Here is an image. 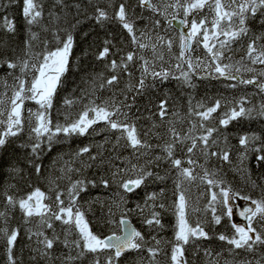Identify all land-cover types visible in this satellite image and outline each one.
<instances>
[{
	"label": "trees",
	"instance_id": "16d2710c",
	"mask_svg": "<svg viewBox=\"0 0 264 264\" xmlns=\"http://www.w3.org/2000/svg\"><path fill=\"white\" fill-rule=\"evenodd\" d=\"M165 1L175 3V0ZM229 1L227 0L225 7L231 11L233 4L230 5ZM39 2L43 5L44 16L40 25L31 26L32 31L39 34V40L34 43V53H39L44 49L43 42L45 41L48 48H54L57 44V34L63 38L65 31H71L74 36L69 71L62 77V86L57 89L53 108L50 110L53 125L56 123L66 124L75 120L84 105L88 104L90 100H94L97 105L101 106L106 103L115 104L120 107L122 112L127 113L128 121L135 123L141 139L147 140L153 146L149 151L148 158L164 156L163 146L171 140L170 128H174L183 137L189 134L190 129L192 130L191 135H202L204 130L200 127L201 123L205 127H215L219 131L213 133V137L217 139L220 148L230 149L231 163L223 162L216 157L210 158L205 163L204 157L198 150H194L190 154L192 159L197 160L210 172L215 173L209 178L223 181L221 186L230 187L232 193H240L241 196H250L252 199L261 198V190L264 189V162L257 163L256 155L249 153L248 159L244 164H241L238 157L242 149L238 140L243 135L252 136L255 134L260 138L257 141L258 144L264 142V117L253 112L252 118L243 117L230 121L227 127L221 126L219 120L225 118V113L230 108L236 107L242 99L245 101V108H259L261 104H264V91L256 85L243 84L237 78L220 77L211 68H205L203 64L190 73V83L175 78L179 73L172 66L179 62L176 60V56L180 51L181 33L169 22V18L176 15L184 17L183 9L168 8L165 11L166 4L163 0H152L161 8V11L157 13L138 7V0H63V4L58 3V0H39ZM188 2L190 0H181V3L185 5ZM120 3H126V10L130 18L135 21L138 35L140 31H147L153 40L157 35L173 40L171 52H168L166 47L158 48V51L163 54V61L155 59L150 49H138L131 42L127 31L116 21L109 20L98 24L92 19L97 6L104 8L111 17ZM77 5H79V9H77ZM22 9L23 0H0V25L3 24L5 18L15 25L14 32L0 27V64H3L5 60L25 58V41L28 39L29 25L26 23ZM156 20L160 21L158 26L154 23ZM206 26L211 28V25L207 24ZM246 26L248 28L247 35L230 43L227 52H225V57H230V59H223L222 63L232 64L233 73H236L235 68L240 67L241 72L237 74L245 78L255 77L261 82L264 81V77L259 76L258 70L264 69V65L258 66L256 72H247L243 70L242 62L246 60L247 45L252 39L260 37L256 42L257 47L264 45V10L258 11L255 16H249ZM105 41H110V44L107 45L110 48L109 56L105 60H97L96 56L105 46ZM195 46L193 43L190 56H200L204 58V63L210 62V57L203 46L201 45L199 48H195ZM129 51H132L136 56L143 54L145 58L154 63L156 71H160L163 67L170 69L174 75H170L167 80L153 79L149 76L145 80L144 89L139 92L135 89L129 90L128 85L136 84L141 75V61L134 58L127 72L118 71L119 78L116 84L99 87L102 83L101 76L106 79L113 75L106 67L109 61L115 59L119 63L121 57ZM185 70H187L186 65ZM10 72L13 75H10ZM129 72L131 77L128 75ZM202 73H210L212 77H203ZM14 75H19L18 70H10L6 66L0 67V99L4 101L2 106L4 109L10 107L9 98L12 96L11 85L14 82ZM5 82L9 85L8 88L4 87ZM82 97L83 99H81ZM66 98L74 100V103L71 106L65 105ZM163 100L167 101V115L161 119L158 116V105ZM216 101H220L221 106L215 113H212L210 119L203 120L202 117L196 115L197 112L214 106ZM200 105L202 107H199ZM37 108L38 105L34 102L25 101L24 131L18 136L9 137L6 144L0 147V213H4L3 216H0V229H7L9 233L14 229L19 230V235L11 250L16 264H65L64 258L69 254L74 256L76 253L57 241L50 250L51 258L41 256L36 249L42 246L37 244L35 236L29 238L31 235L29 229L32 232L37 230L39 218L33 217L29 222H26L23 211L18 205L10 206L6 197L10 195L19 201L39 188L51 198L45 200V203L54 204L56 192L61 191L64 192V196L61 198L65 199L67 204V191L71 182L81 178L97 181L98 186L89 185L88 190L80 194L77 203L81 210L85 211L92 231L102 238L113 232H120L115 224L109 222L114 218L109 215L110 207L115 218L120 216L121 209L125 206L133 209L127 218H130L143 234L146 244L140 251L125 252L120 258L119 264H150L151 256L146 251L148 247L160 249L155 261H152L151 264H172L170 255L176 230L174 203L177 201L178 192L176 188L177 171L170 162L161 159L155 164L149 165L154 173H158L164 179L150 177L141 188L127 194L126 204L121 203L120 208H117L116 203L119 201L117 193L120 190L116 184L110 183L109 188L99 185L101 178L111 181L109 166L82 167V162L88 161L89 154L77 156L76 153L82 147L89 146L92 149V154L102 151L106 160L111 159L112 163L123 167L121 160L124 158H130L136 162L132 149L123 147V141H121V145L114 148L118 132L106 130V123L101 121L89 129V134L83 136L73 134L66 137L64 134H59L51 150L45 149L43 154L36 159L30 149L33 141L26 110L32 109L34 112ZM6 114L5 112V116L0 119H4ZM89 115L90 118L93 116L92 113ZM120 118L125 119L123 116ZM193 125L196 126L195 129H193ZM146 133L147 135H145ZM224 138L227 139L226 144ZM190 143L191 141L188 140L184 145H177L175 151V158L182 160L183 167H189L186 163L189 155L186 152V147ZM99 145H103V148H98ZM182 147L184 151L180 150ZM116 157L120 159H116ZM145 159V157H141L139 162L143 164ZM36 164L41 167L39 174L35 171ZM191 167L194 168L193 175L197 178L190 182L185 181L182 185V190L185 191L190 205L188 220L193 226L199 221L210 239H199L194 243L190 241L188 245L184 246L187 264H242L244 261L251 262V264H264V245L257 244L251 251L245 249L229 251L233 246L218 239L220 234L229 237L233 235L232 221L223 216V208L217 205L216 214L221 215L222 219L220 224L214 223L211 209H207V204L211 192L219 193V187L209 186L206 181L200 179L203 176L201 167L197 165ZM68 169H73V171L69 172ZM75 169L82 170L77 172ZM253 181H255V185H253ZM153 192L158 194L162 192V195H158L156 203H163L165 207L163 209L157 207L155 210L160 212L163 228L149 227L143 222L144 218L149 216L150 208L145 207L143 214L135 210L137 204L143 206L146 193ZM193 207L199 210L193 212L191 211ZM257 221H254L253 226L257 228V231H261V223ZM66 227L60 221H55L53 229H44V231L50 238L55 234L63 240L66 235L64 231ZM67 235L70 240L76 238L74 232ZM262 235H264V231H262ZM153 237L160 241L159 245L156 244ZM206 252L210 255L206 256ZM100 259L103 264V255L100 256ZM0 264H9L8 245L2 231H0ZM69 264H93V254H86L78 260L70 261Z\"/></svg>",
	"mask_w": 264,
	"mask_h": 264
},
{
	"label": "snow or ice",
	"instance_id": "6c2138e0",
	"mask_svg": "<svg viewBox=\"0 0 264 264\" xmlns=\"http://www.w3.org/2000/svg\"><path fill=\"white\" fill-rule=\"evenodd\" d=\"M231 4H235L236 8L229 11L226 10L225 5L221 0H190L186 5L181 3V0H175V3H169L164 6L165 11L168 8L183 9L185 17L189 16L194 10H201L206 5L214 11L215 15L211 20V28H208L207 18L202 19L199 22L192 20L188 22L182 20V24H187L190 27V32L186 35L180 36L179 54L176 56V60L179 61L172 67L179 73L175 76L176 79H182L185 83H190V73L194 72L196 68L201 64L205 68H211L220 77L227 76L230 79H236L233 74V65L230 63H222L223 59H230L225 57V49L230 43L236 41L239 37L247 35L248 28L246 21L249 16H255L258 11L264 10V0H230ZM58 3L63 4V0H58ZM79 9V5L76 6ZM138 7L150 9L153 13L161 11L159 5L152 2V0H138ZM23 16L29 25L28 39L25 41V58H19L18 60H5L0 67L6 66L10 70H18L19 75L13 76V84L11 85L12 96L10 99V107L4 109L2 106L4 101L0 99V117L5 116L4 119H0V147H3L9 137L18 136L24 131L25 116H24V104L25 101H32L38 108L36 111L27 109L28 123L30 127V133L32 143L30 145L31 153L34 158L38 159L44 152V150L50 151L56 137L59 134H64L66 137L73 134L86 135L89 134V129L94 124L101 121L106 123V130L116 131L118 135L116 137V145H121L123 141V147L130 148L133 151V156L136 162H133L130 158H124L121 163L124 165L120 167L112 163L111 159L106 160L102 151H98L96 154H92V149L89 146L82 147L76 153L77 156L88 155V161L82 162V167L88 168L93 165L104 166L108 165L111 170V181L109 179L101 178L99 185L104 188H109L110 183H115L116 187L120 190L117 193L119 201L116 203V207L120 208L121 203L126 204L127 194L134 192L136 189L145 185V182L150 178L163 180L164 177L159 176L158 173H154L149 165L155 164L161 159H165L170 162L171 166L177 171L176 188L178 192L177 201L174 203V210L176 215V230L174 234V241L172 242L170 260L172 264H187L185 258V245L191 242H195L199 239H210L208 233L201 227L200 222L197 221L195 226L189 223V202L186 198L185 191L182 190V185L185 181H192L197 177L193 175V165H197L202 168L203 176L200 177L202 181H206L209 186L219 187V193L212 191L210 194V200L207 204V209H211L212 217L215 224H220L222 216L217 215V205L223 208V216L229 218L232 221L234 216L233 207L230 205V201L233 195L240 197L241 199L250 202V206L244 208L239 215L244 217L246 221L245 226H240L235 222H231V227L234 230L231 237L220 234L218 239L220 241H226L227 244L232 245L235 249H245L251 251L255 245H264V189L261 190L260 199H252L250 196H241L240 193H232L230 187L225 188L221 185L223 181L209 178L214 176L215 173L210 172L203 164H199L197 160L192 159L191 155L194 150H198L200 155L204 157L205 163L212 157H216L223 162L231 163L230 161V149L220 148L217 139L213 137V133L219 131L215 127H205L201 123L200 127L203 128V134L199 136L191 135V129L189 134L181 136L174 128H170L171 140L163 146L164 156H155L148 158L149 151L152 149V145L147 140L141 139L135 123L127 120V113L121 111L120 107L115 104H105L103 106L97 105L94 100H90L88 104L84 105L83 110L78 114L75 120H71L66 124L56 123L53 125L51 120L50 110L53 108V101L57 92V89L62 86V77L69 71V61L74 46V36L71 31H65L63 38L59 34L56 35L57 44L54 48H48L47 42L44 49L39 53H34V43L39 40V34L33 32L31 26L40 25L43 20V5L39 0H23ZM51 16V13L49 14ZM58 19V17H57ZM98 24H103L105 21L114 20L119 23L123 29L127 31L130 36L131 42L138 47V49H150L155 59L163 61L164 57L158 48H167L168 52H171L173 46L172 39H165L164 36L157 35L153 40V37L149 35L147 31H140L139 35L135 28V21L130 18L128 11L126 10V3H120L113 16H109V13L99 6L95 8V14L92 17ZM175 19V16L173 17ZM79 23V21H77ZM155 25L160 24L159 20H156ZM236 25L234 28L233 25ZM223 25V27H222ZM0 27L5 28L9 32L15 31V25L7 18ZM75 27V26H73ZM154 30V29H153ZM223 36L226 39H220ZM196 37H201L200 40H196V43L202 44L210 57V62L204 63V61L197 58L194 63L190 56V50L192 47V41ZM260 37H255L247 45V57L251 64L264 65V45L257 47V40ZM212 41H218L217 43ZM110 41H105V46L96 56L97 60H105L108 58L110 48L107 46ZM134 58L141 61V75L136 84H129V90L135 89L140 91L145 88V80L149 76L153 79L167 80L170 75H174L170 69L161 67L160 71L155 70V65L152 61L145 58L143 54L136 56L132 51H129L125 56L121 57L120 62L112 59L106 65V67L113 73L108 78H103L99 87L112 86L118 82V71L127 72L129 65L134 61ZM185 65L187 70H185ZM244 71L256 72L257 70L252 67H243ZM235 72H241V68H235ZM13 75V73H9ZM131 77V73H128ZM210 75V73H209ZM259 76L264 77V69L259 71ZM30 77V79H28ZM243 84H257L255 77L249 79H241ZM4 87L8 88L7 82L4 83ZM258 88L264 91V81L259 82ZM7 95V93H5ZM83 99V97L81 98ZM244 100L242 99L236 107L230 108L225 113V118L219 120L221 126L227 127L230 121L237 120L239 118L248 117L252 118L253 112L260 117H264V104H261L259 108H245ZM74 103L72 99H65L64 104L71 106ZM167 101L163 100L158 105V116L163 119L167 115ZM220 101H216L214 106L208 107L205 111L197 112L196 115L208 120L211 118L212 113H215L220 108ZM125 107H127L125 105ZM199 107H202L200 105ZM90 113L93 116L90 118ZM123 116L125 119H121ZM116 117V119H113ZM68 118L66 117V120ZM155 127V125H154ZM193 125V129H195ZM147 135V133L145 134ZM260 138L255 134L252 136L243 135L239 137L238 143L242 149L239 153V160L241 164L248 159L249 153L256 155L257 163L264 162V142L257 143ZM190 140L191 143L186 147L188 155L186 163L189 167L182 166V160L175 158V151L177 145H184L186 141ZM225 144L227 139L224 138ZM159 147V145H157ZM98 148H103V145H99ZM184 151L182 147L180 149ZM141 157H145V162L141 164L139 161ZM116 159H120L116 157ZM82 169H75L80 172ZM35 171L40 173L41 167L39 164L35 165ZM71 172L73 169H68ZM70 179V177H69ZM89 185L97 187L96 180H87L84 178L77 179L71 182V186L67 191V204L64 196V192L57 191L55 195L54 204L44 203L45 200L51 199L39 188H36L33 192L28 194L25 198H21L19 201L15 200L13 196H7V203L10 206H17L23 211L26 222H29L31 218L38 217V227L35 232L31 233L30 237L35 236L38 245L42 246L37 248L41 256L50 257V250L53 248L54 243L60 241L65 248H69L75 251V255H67L64 260L65 264H69L70 261L78 260L84 257L86 254H93V264H101L100 256L103 255V264H119L120 258L127 251H140L145 247L146 241L143 234L131 226L128 215L133 209L126 206L121 209L120 216L115 218V214L112 208H109V215L114 217L109 222L113 223L119 228L120 234L113 232L111 235L101 237L94 233L90 227L89 221L86 218L85 211L81 210L80 205L77 203L82 192L88 190ZM255 185V181H253ZM158 193H146V198L143 206L136 205V211L143 214L144 208H150L149 216L144 218V223L149 227L158 226L163 228L161 223L160 212L156 211L157 207L163 209L165 205L163 203L157 204ZM206 209V210H207ZM199 209L192 208L191 211L195 212ZM4 213H0L3 216ZM258 218V221H257ZM60 221L62 225L67 226L64 231L66 233L63 240L60 236L53 235L51 238L46 235L44 229H53L54 222ZM254 221L261 223V231H257V228L253 227ZM6 237V243L8 245L9 264H16L15 259L11 255L12 247H14L19 230L14 229L10 233L7 229H0ZM75 233V239H69L67 234ZM155 240V237H153ZM159 245L160 241L155 240ZM146 251L151 256V261H155V257L159 253L158 247H148ZM205 255H210L206 252ZM242 264H251V262L244 261Z\"/></svg>",
	"mask_w": 264,
	"mask_h": 264
},
{
	"label": "rangeland",
	"instance_id": "374dc122",
	"mask_svg": "<svg viewBox=\"0 0 264 264\" xmlns=\"http://www.w3.org/2000/svg\"><path fill=\"white\" fill-rule=\"evenodd\" d=\"M210 1L212 2V0H210ZM163 2H164V4L174 3V2H171V1H169L167 3L165 0H163ZM221 2L225 5L227 3V0H221ZM229 4L232 5L230 1H229ZM235 8H236V5L233 4V7L231 8V10H233ZM226 10H227V8H226ZM214 15H215L214 11H212V9L210 8L209 9L208 16H207V14L204 15V16H201L200 19L198 20V22L201 21L202 19L207 18V22H208L207 24L208 25H211V20L213 19ZM184 17H185V15H184ZM222 27H223V25H222ZM233 27L235 28L236 25L234 24ZM220 39H226V38L223 37V36H221ZM212 42L217 43V47H219L218 41H212ZM201 45L202 44H198L197 43V45L195 46V48H199ZM224 51L227 52V48ZM197 58H200V60H202V61L204 59L203 57H200V56H197V57L193 56V57H191V59L194 62H196ZM242 65H243V67L244 66L252 67V68H255L256 70H258V66H262V64H255V65L251 64V62H250V60H249L248 57H246V60L244 62H242ZM258 71H260V70H258ZM44 203H45V201H44ZM247 204H250V202L247 201V200L241 199L240 197H237L235 195L232 196L231 201H230V205L233 207V210H234V216L232 217V222H235L236 224H238L240 226H245L246 225V221H245L244 217L240 216L239 213L246 207ZM118 233H120V232H118Z\"/></svg>",
	"mask_w": 264,
	"mask_h": 264
},
{
	"label": "water",
	"instance_id": "95a60500",
	"mask_svg": "<svg viewBox=\"0 0 264 264\" xmlns=\"http://www.w3.org/2000/svg\"><path fill=\"white\" fill-rule=\"evenodd\" d=\"M191 19H192V15H189L188 16V22H190ZM182 20H184L182 17L175 16V19H173V17H172V18L169 19V22H171V24L173 26H175L180 31L181 34L186 35L187 33H189V26L187 24H182L181 23ZM233 74L236 76L237 79H240V80L241 79H249V78H245L244 76H242L240 74H237V73H233ZM201 76H203V77H212V75L211 74L209 75V73H202ZM226 77L227 76H225L223 78H226ZM251 78H253V77H251ZM258 84H259V81H257V84H255V85L258 87ZM249 206H250L249 204L246 205V207H249ZM128 219H129V221L131 223V226L134 227L136 230H138L137 226L131 221V219L130 218H128ZM117 234H120V233H117Z\"/></svg>",
	"mask_w": 264,
	"mask_h": 264
},
{
	"label": "flooded vegetation",
	"instance_id": "af4514ba",
	"mask_svg": "<svg viewBox=\"0 0 264 264\" xmlns=\"http://www.w3.org/2000/svg\"><path fill=\"white\" fill-rule=\"evenodd\" d=\"M208 7H209V5H206L203 9L196 11L194 13V17L192 18V20H195L196 22H198V20L200 19L201 16L208 14L209 13ZM200 39H201V37H196V39L193 41L194 45H197L196 40H200Z\"/></svg>",
	"mask_w": 264,
	"mask_h": 264
}]
</instances>
